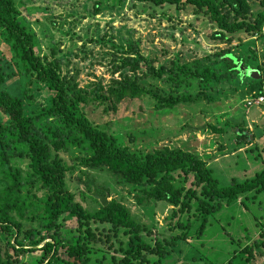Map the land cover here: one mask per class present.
<instances>
[{
  "label": "rangeland",
  "instance_id": "obj_1",
  "mask_svg": "<svg viewBox=\"0 0 264 264\" xmlns=\"http://www.w3.org/2000/svg\"><path fill=\"white\" fill-rule=\"evenodd\" d=\"M16 1L20 21L36 34L38 56L46 64L58 63L62 76L75 78L81 89L91 90L98 84L107 87L112 80L125 74L133 75L117 69L121 60L132 51L142 54L157 68H172L176 63L198 65L201 71L209 67L217 77L227 72V65L220 63L223 53L229 52L244 60V65L254 70L250 73L243 70L237 78L229 76L220 82L213 79L209 85H195L188 93L201 94L206 99L191 105L156 111L153 102L143 98L125 100L116 112L109 114H105V107H98V104L83 106V112L93 125L105 130L120 146L132 152L149 154L168 147L198 155L208 163L223 186L233 179L239 182L252 180L264 170V102L257 104L264 96L261 94L264 92V74L260 76L256 70L264 68V30L254 37L242 33L232 44H226L212 39L216 32L214 27L207 16L198 15L192 7L187 10L169 6L155 8L134 0ZM250 1L259 4L264 0ZM20 65V57L8 45L1 44L0 68L7 78L4 88L23 101L28 118L44 116L42 123L36 125V131L40 129L42 134L43 127L51 126L49 121L52 120L46 113L55 94L35 78H27ZM142 74L139 72L136 76ZM160 87L163 84L160 83ZM248 102L254 103L249 106ZM0 117L6 118L1 113ZM214 129L222 133H216ZM238 129L253 136L250 144L236 145ZM39 137L42 140L44 135ZM7 149L8 156L18 151L27 153L25 149L18 150L17 146ZM84 156L79 149L60 153L70 169L66 174V185L75 201L88 212L95 213L100 209L99 204L83 198L82 192H108L110 202L125 205L147 228L148 234L142 235L147 242H158L167 247L170 256L165 264H228L235 253H238L236 262H245L247 246L257 242L264 244V193L257 198L254 194L241 196L230 205L221 202V210L211 216L205 234L199 239L196 231L200 223L196 217L190 219L187 214L183 223L186 225L190 220L192 230L187 239L179 240L171 247L169 243L183 232L173 229L178 220H172L173 208L154 202L139 207L136 197L141 195L140 187L116 179L106 171L84 168L78 162ZM29 164L24 158L15 159L12 165L21 169L26 178V174L31 173ZM5 185L0 178V188ZM25 193L38 200L46 195V191L37 185H32ZM21 222L24 233L39 231L43 226V221H35L29 214ZM60 224L63 230L77 227L75 219L68 216L62 218ZM19 239L24 241L23 236ZM40 255L41 252L27 255L21 260L22 264H33ZM251 260L250 264H264V246L255 251Z\"/></svg>",
  "mask_w": 264,
  "mask_h": 264
},
{
  "label": "trees",
  "instance_id": "obj_2",
  "mask_svg": "<svg viewBox=\"0 0 264 264\" xmlns=\"http://www.w3.org/2000/svg\"><path fill=\"white\" fill-rule=\"evenodd\" d=\"M134 1L155 8L169 6L187 10L192 7L198 15L207 16L214 27L216 32L212 39L226 44H232L242 33L254 37L264 30V1L259 4L250 0ZM18 6L16 0H0V46L8 45L20 57L24 75L47 86L55 96L46 113L52 120L49 121L51 126L43 127L41 134L40 129L36 131V125L42 123L44 116H26L23 101L4 88L7 78L0 68V113L6 117H0V148L3 150L0 153V178L6 183L3 189L0 188V264H22L27 255L37 252L41 255L33 260V264H165L169 258L165 245L147 242L142 237L148 234L147 228L125 205L112 201L104 207L89 194L96 192L108 197V192H82L83 198L99 204L100 209L95 213L88 212L75 201L66 185V174L70 169L60 157V153L72 149L85 154L78 160L84 168L106 171L116 179L140 187L141 195L136 197L139 207L152 202L172 207V220L178 218L173 229L183 232L169 243L171 247L177 241L187 239L192 230L190 220L186 225L183 223L187 214L190 219L196 217L200 223L196 231L199 239L205 234L211 216L221 210V202L230 205L241 196L254 194L257 198L264 193V170L252 180L239 182L233 179L223 186L208 163L198 155L168 147L149 154L132 152L120 146L105 130L93 125L83 112V106L98 104V107H105V114H109L116 112L125 100L143 98L151 100L156 111L191 105L206 99L201 94L188 93L195 85H209L213 79L220 82L229 76L237 78L243 70L248 73L254 70L246 67L244 60L229 52L223 53L220 63L227 65V72L217 77L209 67L201 71L198 65L176 63L172 68H157L142 54L132 51L126 54L117 69L133 75L125 74L112 80L107 87L98 84L85 90L75 78L63 77L58 63L46 64L38 56L36 34L20 21ZM256 70L263 76L264 68ZM139 72H143L142 76H136ZM214 131L222 133L221 130ZM42 135L41 140L39 136ZM252 139L253 136L238 129L235 143L244 146ZM13 146L27 150V153L18 151L8 156L7 148ZM24 158L29 160L31 170L26 178L21 169L12 165L15 159ZM188 183L190 187L187 188ZM32 185L46 191L42 200L32 199L25 193ZM27 214L35 221H43L42 229L24 233L21 221ZM66 216L75 219V229H61L60 220ZM21 236L23 242L19 239ZM262 246L264 244L259 242L247 246L245 262H236L238 253H235L228 264H250L255 251Z\"/></svg>",
  "mask_w": 264,
  "mask_h": 264
},
{
  "label": "water",
  "instance_id": "obj_3",
  "mask_svg": "<svg viewBox=\"0 0 264 264\" xmlns=\"http://www.w3.org/2000/svg\"><path fill=\"white\" fill-rule=\"evenodd\" d=\"M91 196L93 198L97 199L101 203V205L104 206V207H107L109 205V203H110L109 197L100 196L96 192H93L91 194Z\"/></svg>",
  "mask_w": 264,
  "mask_h": 264
},
{
  "label": "built area",
  "instance_id": "obj_4",
  "mask_svg": "<svg viewBox=\"0 0 264 264\" xmlns=\"http://www.w3.org/2000/svg\"><path fill=\"white\" fill-rule=\"evenodd\" d=\"M258 101H259V102H257V104H260V103L264 102V96H261V97L258 99ZM253 103H254V102H252V103H251V102H248V105H249V106H252Z\"/></svg>",
  "mask_w": 264,
  "mask_h": 264
}]
</instances>
